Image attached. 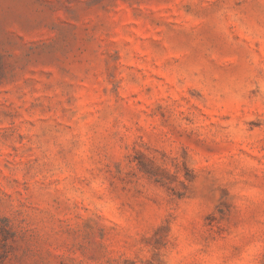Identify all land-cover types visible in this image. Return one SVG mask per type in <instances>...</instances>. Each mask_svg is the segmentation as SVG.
Masks as SVG:
<instances>
[{"label":"rangeland","instance_id":"374dc122","mask_svg":"<svg viewBox=\"0 0 264 264\" xmlns=\"http://www.w3.org/2000/svg\"><path fill=\"white\" fill-rule=\"evenodd\" d=\"M0 264H264V0H0Z\"/></svg>","mask_w":264,"mask_h":264}]
</instances>
